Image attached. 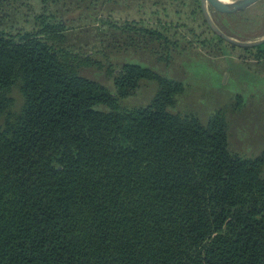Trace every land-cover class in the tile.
I'll list each match as a JSON object with an SVG mask.
<instances>
[{
    "label": "trees",
    "instance_id": "16d2710c",
    "mask_svg": "<svg viewBox=\"0 0 264 264\" xmlns=\"http://www.w3.org/2000/svg\"><path fill=\"white\" fill-rule=\"evenodd\" d=\"M21 1L0 0V264H264V149L232 148L225 109L180 111L183 77L133 59L106 68L109 83L85 75L104 63L67 44L56 14L8 22ZM99 20L158 42L170 63L168 28ZM243 48L264 61V43ZM144 83L150 100L128 105Z\"/></svg>",
    "mask_w": 264,
    "mask_h": 264
},
{
    "label": "rangeland",
    "instance_id": "374dc122",
    "mask_svg": "<svg viewBox=\"0 0 264 264\" xmlns=\"http://www.w3.org/2000/svg\"><path fill=\"white\" fill-rule=\"evenodd\" d=\"M153 1L22 0L20 11L8 22L33 28L40 12L56 14L69 26L67 44L104 63L103 68L94 66L83 69V73L108 83L110 79L104 70L113 66L116 72L121 61L127 59L183 77L187 85L178 99L180 111L195 113L207 120L215 110L225 109L230 121L232 148L247 155L260 153L264 149V61L255 58L253 50L233 46L230 42L225 51L212 46L209 42L212 34L204 16L191 14L194 0H164L165 8L158 12ZM173 3L178 5L180 13H176ZM212 8L219 24L236 38L264 37V0L242 7L212 4ZM100 18L119 23L136 20L168 28L175 41L171 46L170 63L167 50L158 42H144L139 36L109 29L102 25ZM200 69L204 72L198 74ZM153 92L154 84L144 83L125 102L128 105L145 103ZM11 94L19 111L24 102L20 87H14Z\"/></svg>",
    "mask_w": 264,
    "mask_h": 264
},
{
    "label": "water",
    "instance_id": "95a60500",
    "mask_svg": "<svg viewBox=\"0 0 264 264\" xmlns=\"http://www.w3.org/2000/svg\"><path fill=\"white\" fill-rule=\"evenodd\" d=\"M257 1L259 0H201V5H202L204 16L209 26L212 28V30L215 33H217L219 36H221L225 40L235 45L242 46V47H254V46L263 44L264 37L257 38V39L242 40V39L229 35L215 21L212 10H211V6L212 4H214V5H225L229 7H242V6L255 3Z\"/></svg>",
    "mask_w": 264,
    "mask_h": 264
}]
</instances>
